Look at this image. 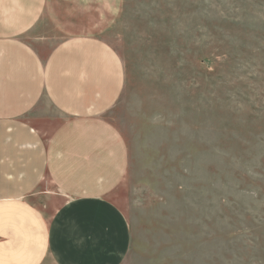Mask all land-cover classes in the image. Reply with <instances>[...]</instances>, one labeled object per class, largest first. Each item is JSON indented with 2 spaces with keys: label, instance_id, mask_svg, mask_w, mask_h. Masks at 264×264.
I'll list each match as a JSON object with an SVG mask.
<instances>
[{
  "label": "rangeland",
  "instance_id": "obj_1",
  "mask_svg": "<svg viewBox=\"0 0 264 264\" xmlns=\"http://www.w3.org/2000/svg\"><path fill=\"white\" fill-rule=\"evenodd\" d=\"M48 2L29 42L91 34L125 65L122 264H264V0Z\"/></svg>",
  "mask_w": 264,
  "mask_h": 264
},
{
  "label": "crops",
  "instance_id": "obj_2",
  "mask_svg": "<svg viewBox=\"0 0 264 264\" xmlns=\"http://www.w3.org/2000/svg\"><path fill=\"white\" fill-rule=\"evenodd\" d=\"M48 5L0 0V264H122L129 147L107 115L125 65L91 34L29 42Z\"/></svg>",
  "mask_w": 264,
  "mask_h": 264
}]
</instances>
